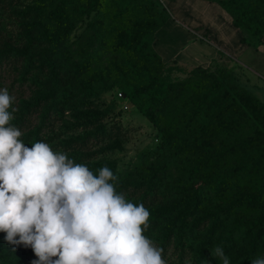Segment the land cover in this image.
<instances>
[{"label":"rangeland","instance_id":"obj_1","mask_svg":"<svg viewBox=\"0 0 264 264\" xmlns=\"http://www.w3.org/2000/svg\"><path fill=\"white\" fill-rule=\"evenodd\" d=\"M94 1L65 0L62 5L61 0H0V56L8 55L0 66V88H7L16 98L15 118L28 103L42 101L48 92L49 65L44 69L42 66L46 58L51 56L56 61L59 73L74 72V87L68 92L60 89L50 100L49 117L54 119L40 131L41 140L53 151L77 147L75 159L82 157L78 163H86L94 174L98 175L100 168L113 164L118 177L117 189H128L124 191L127 198L134 204H144L149 212L161 211L170 206V199L179 190L192 191L198 186L186 178V171L195 165L197 156L187 150L177 154L175 145L165 143L162 134L123 96L121 77L116 76L119 58L124 53L121 36L135 34L139 46L143 41L141 35L148 33L149 23L165 18L154 33L152 45L162 64H158L157 58L154 64L146 62L151 72L156 71L167 80L177 82L192 76L198 67L215 76L228 71L263 102L264 37H251L234 28L232 16L214 0H98L95 10L87 14L86 10L95 4ZM255 5L264 19V0ZM60 13L69 30L56 47L58 53H54V45L50 43L63 27ZM94 39L96 42L92 44ZM210 43L217 45L219 51ZM202 45L217 50L220 58L206 66L196 64L200 63L199 53H208ZM149 53L146 49L145 57ZM174 55L181 63L172 58ZM81 59H87L86 72L76 68ZM136 59L133 56L136 66L145 67L142 58L137 56ZM99 73L109 87L101 94L94 88L98 85ZM59 93L63 94L59 96ZM41 119V115L34 114L23 132L36 134ZM86 136H89L87 145H66L84 140ZM142 182L146 186L149 182L158 186L155 190H159L158 200L151 205L148 198L146 204L143 203V190L138 191L137 197L132 196L131 187ZM165 227V223L150 225L144 234L156 243L155 239ZM187 228L196 232L193 220ZM225 229L230 231L229 226L223 231ZM201 231L192 238H182V242L194 252L202 248L204 258L198 263L188 256L183 264H222L215 256L216 247L223 249L230 264H249L252 258L245 256L253 244L251 240L224 246L226 236L222 232H214L209 225ZM4 236L5 233L0 232V264L13 258L15 252ZM171 251L170 248L168 254Z\"/></svg>","mask_w":264,"mask_h":264},{"label":"trees","instance_id":"obj_2","mask_svg":"<svg viewBox=\"0 0 264 264\" xmlns=\"http://www.w3.org/2000/svg\"><path fill=\"white\" fill-rule=\"evenodd\" d=\"M97 1L86 10L87 14L95 10ZM214 1L232 16L234 28L245 31L251 37H264V19L255 5L263 0H255L254 4L252 0ZM64 2L65 0H61L62 5ZM59 20L63 27L50 43L54 45V53H58L56 47L69 30L61 13ZM165 21L164 18L149 23L148 33L141 35L140 39L143 41L139 46L135 34H123L120 45L124 53L116 68V76L122 80L120 88L123 96L162 134L165 143L175 145L177 154L187 150L197 156L195 165L186 171V178L190 183H198V186L192 191L179 190L170 199V206L161 211H150V225L165 223L166 226L159 238L155 239V244L165 250L164 256L168 264H183L188 256H192L193 260L197 259L199 263L204 258L202 248L194 252L188 244L182 242V238H192L209 225L214 232L220 231L226 236L224 246L251 240L253 244L247 250V259L263 255L264 102L228 71L215 76L198 67L192 76L177 82L167 80L156 71L151 72L146 62L154 64V59L157 58L158 64H162L152 45L154 33ZM88 25L93 27V24ZM94 42L96 39L92 44ZM146 49L150 51L147 57L144 55ZM118 50L112 52V55ZM133 56L135 59L137 56L142 58L145 67L136 66ZM6 57L7 53L3 58ZM91 57L95 58L93 54ZM3 58L0 56V66ZM86 61L87 59H81L76 68L86 72ZM47 65L49 88L44 99L28 103L11 121L23 132L34 114L41 115L40 128L36 134L23 132L21 140L27 147H31L33 142L42 141L40 131L54 119L49 117V103L54 98V93H58L60 89L68 92L76 82L74 72L59 73L56 61L51 56L44 60L43 69ZM157 71H160L159 67ZM94 88L99 94L109 89L100 73L98 85ZM233 135L231 139L230 136ZM89 136L66 145H87ZM70 148L64 147L63 152L76 163L80 162L82 157L75 159V150L78 148ZM107 167L114 173L113 164H108ZM165 167L167 168V163ZM147 185L144 182L138 183L131 187V193L133 197H137L138 191L143 190V203L148 198L151 205L158 200L159 190L155 191L158 189L155 183L149 182ZM117 191L124 192L128 189L119 188ZM192 220L196 229L194 233L193 229L187 228ZM225 226H229L230 231H223ZM14 248L13 258L4 264H33L37 259L31 247L21 245ZM170 248L172 251L168 254Z\"/></svg>","mask_w":264,"mask_h":264},{"label":"clouds","instance_id":"obj_3","mask_svg":"<svg viewBox=\"0 0 264 264\" xmlns=\"http://www.w3.org/2000/svg\"><path fill=\"white\" fill-rule=\"evenodd\" d=\"M15 99L0 88L4 240L31 247L37 257L33 264H168L165 250L144 234L149 210L117 191L118 177L109 167L97 175L46 142L26 146L23 132L11 123ZM214 253L222 264H230L221 247ZM249 264H264V255Z\"/></svg>","mask_w":264,"mask_h":264},{"label":"crops","instance_id":"obj_4","mask_svg":"<svg viewBox=\"0 0 264 264\" xmlns=\"http://www.w3.org/2000/svg\"><path fill=\"white\" fill-rule=\"evenodd\" d=\"M210 45H212L213 47H216V49L219 51V48H217L218 47L217 45H215L214 43L213 44L210 43ZM190 46H193V45L191 44ZM186 47L189 48L188 46H186ZM202 48L205 49V50L208 49L207 50L208 53L206 55L204 53H201V54L199 53V56L197 58L200 60V63L196 62V64H200L201 66H206V65H209L213 61L218 60L220 58V56L217 53V50L214 51L213 49H211L209 47H206V46H203V45H202ZM239 50H241V48ZM242 51H243V49H242ZM172 58L176 59L178 62L181 61V60L180 61L178 60V56L177 55H174V57H172ZM193 64H195V63H193Z\"/></svg>","mask_w":264,"mask_h":264},{"label":"built area","instance_id":"obj_5","mask_svg":"<svg viewBox=\"0 0 264 264\" xmlns=\"http://www.w3.org/2000/svg\"><path fill=\"white\" fill-rule=\"evenodd\" d=\"M163 2V1H162ZM121 96V94H119ZM126 108V107H125Z\"/></svg>","mask_w":264,"mask_h":264}]
</instances>
